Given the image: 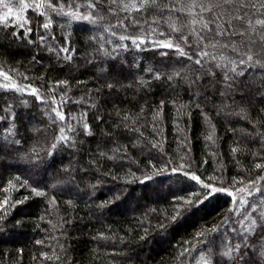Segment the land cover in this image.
<instances>
[{"label":"trees","instance_id":"1","mask_svg":"<svg viewBox=\"0 0 264 264\" xmlns=\"http://www.w3.org/2000/svg\"><path fill=\"white\" fill-rule=\"evenodd\" d=\"M25 2L0 7V264H264V0Z\"/></svg>","mask_w":264,"mask_h":264},{"label":"snow or ice","instance_id":"2","mask_svg":"<svg viewBox=\"0 0 264 264\" xmlns=\"http://www.w3.org/2000/svg\"><path fill=\"white\" fill-rule=\"evenodd\" d=\"M15 2H16L17 4L20 5V10H21V11H23L24 9H27V8L29 7L28 3H26L25 0H15ZM143 2H144L145 4H148L149 2L154 4V3L156 2V0H143ZM225 2L227 3V2H229V0H225ZM41 6H45V5H44L43 3H37V4L35 5V7H37V8H38V7H41ZM46 6H47V7H52V8H54V9L56 8V5H54V4L52 3V0H48ZM0 7H2L3 9H5V11H4V13H3V17H2V19H4L5 21L8 19L9 16H14V15H15V13H14V11H13V7L11 6V0H0ZM88 7H94V5H93V4H89ZM253 7H255V5H253ZM261 7L264 8V3H261ZM61 11H62V9H61ZM76 18H80V17L77 16ZM83 18H84V19H90V17H88V16H85V17H83ZM256 24L259 25L260 28L264 29V19H258V20L256 21ZM249 26H251V24H250ZM43 27L47 28V27H49V24L45 23V24L43 25ZM253 30L255 31V29H253ZM28 31L30 32L31 29H29ZM121 39H123V37H121ZM260 39H261L262 41H264V33L260 34ZM133 43H135V41H133ZM253 43H255V41H253ZM162 46H164V47H172L171 44H165V45H162ZM63 50H64V51H68L67 49H63ZM177 50L179 51V49H177ZM181 54H183V53H181ZM248 60L251 61V60H252V56H249V57H248ZM196 63H200V61L197 60ZM241 63H244V61H241ZM257 63H260V62L257 61ZM239 74H242V73H238V75H239ZM5 79H7V77H5ZM109 87H111V85H109ZM33 93L35 94V90H33ZM57 115L59 116V118H60L61 120L64 119V116L61 115L60 113H57ZM85 127L87 128V126H85ZM64 138H65V137H62V139H64ZM258 167H259V165H258ZM193 179H196V178L193 177ZM205 187H208V186L205 185ZM38 194H39V193H38ZM229 195H231V193H229ZM253 223H255V222H253ZM234 247H235V249H238V248H239V245H236V246H234ZM226 255L231 256V251H229L228 253H226ZM241 259H242V257H241Z\"/></svg>","mask_w":264,"mask_h":264},{"label":"rangeland","instance_id":"3","mask_svg":"<svg viewBox=\"0 0 264 264\" xmlns=\"http://www.w3.org/2000/svg\"><path fill=\"white\" fill-rule=\"evenodd\" d=\"M3 78H4V77H3L2 73L0 72V80L3 79Z\"/></svg>","mask_w":264,"mask_h":264}]
</instances>
